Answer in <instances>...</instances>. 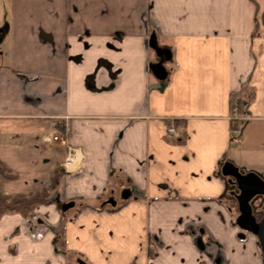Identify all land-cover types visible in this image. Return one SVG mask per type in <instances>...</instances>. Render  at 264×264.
<instances>
[{"label": "crops", "instance_id": "1", "mask_svg": "<svg viewBox=\"0 0 264 264\" xmlns=\"http://www.w3.org/2000/svg\"><path fill=\"white\" fill-rule=\"evenodd\" d=\"M263 13L264 0H0V161L16 175L0 192L49 191L0 217V264H264L222 173L229 161L264 182Z\"/></svg>", "mask_w": 264, "mask_h": 264}, {"label": "water", "instance_id": "2", "mask_svg": "<svg viewBox=\"0 0 264 264\" xmlns=\"http://www.w3.org/2000/svg\"><path fill=\"white\" fill-rule=\"evenodd\" d=\"M149 44L157 51L158 55H162V50L158 49L154 35L150 37ZM151 70L156 77L164 78L165 69L163 68L162 64H151ZM222 173L233 177L238 188L244 186V189L242 188L244 193L238 200V215L235 219V224L241 230L237 236L243 239L245 238L246 233L255 235L260 244L261 254L264 256V202L260 203L258 201L259 198L257 197L253 201L251 200L254 195L264 196V182L256 174H241L238 171V168L229 161L225 162L222 166ZM240 183L243 184V186H241ZM255 183H257L256 186H254ZM71 205H73V202L64 203L62 205V210H67ZM253 207L256 209V211L262 212V216L259 220H257L253 213Z\"/></svg>", "mask_w": 264, "mask_h": 264}, {"label": "trees", "instance_id": "3", "mask_svg": "<svg viewBox=\"0 0 264 264\" xmlns=\"http://www.w3.org/2000/svg\"><path fill=\"white\" fill-rule=\"evenodd\" d=\"M264 21V13H263ZM0 174L5 179H14L15 174L0 161ZM58 171H56L51 177L50 186H55L58 181ZM49 191L44 188L34 193H16L13 195H6L0 192V217L8 212H19L23 216H27L30 211L37 204H44L48 201Z\"/></svg>", "mask_w": 264, "mask_h": 264}, {"label": "built area", "instance_id": "4", "mask_svg": "<svg viewBox=\"0 0 264 264\" xmlns=\"http://www.w3.org/2000/svg\"><path fill=\"white\" fill-rule=\"evenodd\" d=\"M232 109H233L234 112L237 109L235 100H233ZM240 119L241 118H237L232 124L231 133L233 134V136L237 135L239 133V131H240V128H241ZM166 125H167L168 134H170L173 137H177L178 134H177V131H176L175 127H174V119L173 118H168L166 120ZM51 139H57V136L54 135V136L46 137V140L50 141ZM79 159H80L79 151L77 149H75V148H71V147L68 148V151H67V153L65 155L64 161H63V163L61 165L62 170L65 173L71 172L78 165Z\"/></svg>", "mask_w": 264, "mask_h": 264}, {"label": "flooded vegetation", "instance_id": "5", "mask_svg": "<svg viewBox=\"0 0 264 264\" xmlns=\"http://www.w3.org/2000/svg\"><path fill=\"white\" fill-rule=\"evenodd\" d=\"M241 184V183H240ZM257 183H255L254 186H256ZM237 186V185H236ZM241 186H243V184H241ZM242 188L244 189V186L241 188L236 189L235 191L232 192L231 195V206H230V210L233 211V213H235V219L236 216L238 215V206H239V199L242 196V194L244 193L242 190ZM259 195H254L253 198L251 199L252 201ZM254 210V215L256 216L257 220H259L262 216V212L261 211H256V209L253 207ZM241 232V230L239 229L238 233ZM247 234V233H246ZM255 236V235H254ZM246 237V236H245ZM256 237V236H255ZM260 245V244H259ZM261 251V250H260ZM264 257V256H263Z\"/></svg>", "mask_w": 264, "mask_h": 264}, {"label": "rangeland", "instance_id": "6", "mask_svg": "<svg viewBox=\"0 0 264 264\" xmlns=\"http://www.w3.org/2000/svg\"><path fill=\"white\" fill-rule=\"evenodd\" d=\"M31 212H32V211H30L29 214H28L27 216H29V215L31 214ZM233 214L235 215V213H233ZM238 230H239V229H238ZM247 234H249V233H247Z\"/></svg>", "mask_w": 264, "mask_h": 264}]
</instances>
